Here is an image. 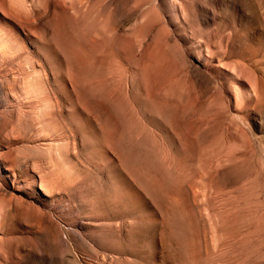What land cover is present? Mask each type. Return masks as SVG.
Instances as JSON below:
<instances>
[{
    "label": "rangeland",
    "instance_id": "374dc122",
    "mask_svg": "<svg viewBox=\"0 0 264 264\" xmlns=\"http://www.w3.org/2000/svg\"><path fill=\"white\" fill-rule=\"evenodd\" d=\"M0 264H264V0H0Z\"/></svg>",
    "mask_w": 264,
    "mask_h": 264
}]
</instances>
